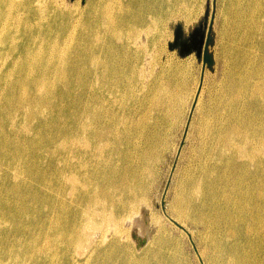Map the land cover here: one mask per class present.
I'll use <instances>...</instances> for the list:
<instances>
[{
  "label": "bare ground",
  "instance_id": "6f19581e",
  "mask_svg": "<svg viewBox=\"0 0 264 264\" xmlns=\"http://www.w3.org/2000/svg\"><path fill=\"white\" fill-rule=\"evenodd\" d=\"M184 2L87 0L79 7L66 6L64 0H0V264L117 262L111 254L113 235L110 248L90 244L78 253L86 237L72 223L80 219L77 211L69 221L64 206L80 203L87 210L105 211L112 195L119 199L120 189H111L113 185L107 195L98 186L88 193L91 176L86 171L89 160L122 156L118 135L126 126L135 133L142 125L149 134L145 146L137 145V139L126 142L142 148L143 161L155 162L157 149L166 146L161 126L183 124L182 99L173 100L172 86L161 82L167 73L158 62L163 54L152 47L162 16L175 14ZM191 15L186 9L188 21ZM235 55L238 60L226 72L213 104L206 110L196 99L190 122H185L191 144L185 157L196 158L197 175L188 180L182 203L190 207L202 199L199 209L218 214L217 222L207 224L226 226L228 236L261 248L264 261V84L258 85L256 71L247 73L239 66L243 51ZM151 61L157 67L149 66ZM261 74L264 78V70ZM133 78L150 80L140 111L133 105ZM83 92L92 99L81 108L71 102L67 116L68 94ZM90 93H107L111 104V127L99 132L93 130L101 103ZM153 116V129L139 120ZM132 154L126 155L129 161ZM215 191L220 195L214 196ZM124 194L123 212H132L135 193L127 189ZM226 205L235 206V213L227 212ZM177 214L188 219L183 210ZM193 222L205 224L203 219ZM123 223L137 250L151 238L144 211ZM143 251L135 264L150 263L142 259ZM231 255L233 264L247 260L235 251Z\"/></svg>",
  "mask_w": 264,
  "mask_h": 264
},
{
  "label": "rangeland",
  "instance_id": "374dc122",
  "mask_svg": "<svg viewBox=\"0 0 264 264\" xmlns=\"http://www.w3.org/2000/svg\"><path fill=\"white\" fill-rule=\"evenodd\" d=\"M64 2L66 6L76 4L82 7L87 0ZM186 9L192 14L189 21L187 16L185 17ZM175 10L176 13L173 15L162 16L160 26L155 27L156 44L152 48L157 53L161 50L163 54L158 62L166 66L167 73L161 82L172 86L173 100L174 97L182 99L183 124L175 128L167 124L161 126V132L166 137V146L165 150L157 149L155 162L151 159L143 161L139 156L143 153L142 148L126 142L132 138L139 141L137 145L143 144L149 134L144 133L142 125L135 133H130L126 126L118 135L121 141L119 145L121 157L115 156L112 161L111 159L88 161L90 168L86 172L91 176L90 185H87L88 193L95 191V186H98L99 192L107 195L108 189L113 185L111 189H120V195L119 199L112 195L111 200L114 201L105 211L87 210L86 204L78 206L80 203L66 202L64 207L67 220L73 219L77 211L80 219L77 223L76 221L72 223L79 226V232L86 237L84 246L78 253H82L90 244L99 243L101 250L110 248L113 235L116 246L112 247L114 252L111 254L117 261L115 264L128 262L135 264L143 250L146 257L142 256V259H146L147 262L149 260L148 264H154L155 257L161 259L164 264H233L232 251L247 258L243 264H264L260 256L263 254L261 248L228 236L231 229L226 226L215 229L207 224L217 222L218 214L216 211L211 212L208 207L199 209L198 206L204 204L202 199L195 201L190 207L182 203L183 190L188 180L194 179L197 175L194 170L197 167L196 158L185 157L191 144L186 134L188 125L184 126L185 122H190L189 119L192 117L190 110H195L193 107L195 100L198 99L206 110L210 108L213 99L222 90L226 72L235 63V52L240 50L243 51L239 64L241 69L247 73L256 71L258 85L264 84L261 74V70H264V0H185L183 8ZM176 27L181 29L180 41L190 47L188 53L180 46L174 49L168 47L174 41ZM151 31H154V28ZM197 50L200 51L199 55ZM180 51L183 52L182 55ZM204 51L207 60H204ZM143 63L141 60L139 64ZM154 63L151 61L149 66L157 67ZM232 71L234 74L236 70ZM133 81L136 84L133 90L136 97L133 99V105L140 111L141 97L150 80L133 78ZM90 94L96 96L101 103L96 112L97 123L93 131L99 132L111 127V104L107 93ZM75 95L68 94L67 116L72 113L71 102L81 108L83 102L92 99L85 92ZM143 115L142 111L137 117ZM206 115H210V110ZM194 116L195 114L193 118ZM139 120L146 121L148 129L149 127L153 129L157 125L155 116L150 119L142 117ZM129 152L133 153L130 161L126 157ZM204 187L207 190L206 184ZM127 189L134 191L137 200V206L129 213L123 212L128 200V196L124 194ZM50 193L52 195V192ZM218 195L220 193L215 191L214 196ZM225 207L227 212L235 213L233 209L235 206ZM141 210L144 211V224L145 227L149 226L147 229L151 232V238L137 250L130 230L124 228L123 220L129 216L139 215ZM179 210L187 212L188 219L183 215L178 216ZM199 219H203L205 224L193 222ZM249 260L256 262L251 263ZM234 264L237 262L234 261Z\"/></svg>",
  "mask_w": 264,
  "mask_h": 264
},
{
  "label": "water",
  "instance_id": "95a60500",
  "mask_svg": "<svg viewBox=\"0 0 264 264\" xmlns=\"http://www.w3.org/2000/svg\"><path fill=\"white\" fill-rule=\"evenodd\" d=\"M70 1H73V0H70ZM82 2H84V0H82ZM180 38H181V29H180V27H176L174 41H173L172 44H169V46H168L169 49H174L175 47L180 46V47H182L184 49V51L186 53H188L190 51L189 45L187 43H184V42L180 41ZM206 45H207V41L205 43V46ZM197 53L199 55L200 51L197 50ZM205 53L206 52L204 51V60H207L208 58H207V55ZM182 54H183V52L180 51V55H182Z\"/></svg>",
  "mask_w": 264,
  "mask_h": 264
}]
</instances>
